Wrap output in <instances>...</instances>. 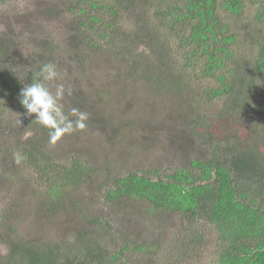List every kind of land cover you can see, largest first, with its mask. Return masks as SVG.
Here are the masks:
<instances>
[{"label":"trees","instance_id":"1","mask_svg":"<svg viewBox=\"0 0 264 264\" xmlns=\"http://www.w3.org/2000/svg\"><path fill=\"white\" fill-rule=\"evenodd\" d=\"M9 1L0 0V4ZM250 1L259 5L253 18L264 27V0H70L71 11L89 6L111 17H90L89 21L102 22L100 34L78 32L73 41L82 43L89 53L97 39H108L113 58L122 56L117 54L120 17L139 8L150 11L151 16L137 19L134 36L123 45L125 52L142 39L155 59H146L139 70L141 77L159 92L171 88L180 105L177 115L186 116L183 130L176 129L174 139L178 133H188L185 138L192 148L197 140L208 155L192 157L188 168L170 173L144 168L120 174L118 166L104 158L99 170L82 159L56 162L41 154L37 142L27 140L19 161L33 171L38 183L34 197L38 199L31 201L37 209L33 212L30 206L27 213L40 227L35 226L25 238L19 233L23 221L18 216L0 215V232L5 233L8 248L0 264H142L147 260L153 264H264V35L257 36L244 17ZM237 21H241L239 28L231 24ZM242 35L249 46L240 55ZM40 68L19 77L12 67L0 63V107L29 116L20 103V92ZM139 71L134 68L132 77ZM117 75L126 77L123 72ZM125 82L119 80V85L124 83L118 86L121 90ZM203 82L210 86L197 90ZM195 90L201 92L195 95ZM215 103L220 107L217 113L204 112ZM31 116L37 139L46 143L49 129L34 121L35 114ZM93 176L104 177L99 187L95 181L90 183L89 196L97 199V212L89 199L73 197ZM126 203L131 206L126 208ZM108 208H116L113 215ZM61 214L77 228L53 238L48 227ZM113 218L117 227L111 225ZM168 219L181 225L174 244L158 232ZM120 224L138 227V232L123 234ZM209 243L213 248L208 254ZM133 254L136 262L128 259Z\"/></svg>","mask_w":264,"mask_h":264},{"label":"rangeland","instance_id":"2","mask_svg":"<svg viewBox=\"0 0 264 264\" xmlns=\"http://www.w3.org/2000/svg\"><path fill=\"white\" fill-rule=\"evenodd\" d=\"M69 2L70 0H12L0 4L1 65L12 67L19 77H26L36 67L45 63L55 64L59 77L56 81L46 83L53 91L55 85L61 83L66 89L69 86L72 88V95L66 93L61 101L65 112L79 108L89 114L85 130L66 134L55 144L49 141L42 143L37 139L38 133L30 125L32 116H21L15 109L1 104L0 215H11L13 218L18 216L20 221H23L18 225L19 233L25 238L36 226L32 223L27 208L31 206L34 212L37 206L33 202L38 199L34 198L38 183L33 171L26 169L20 162L17 163V159L22 157L23 148L27 147V140L37 142L41 154L56 162L70 163L74 159H82L84 164L99 170L101 163L104 165L105 160H110L118 166L120 174L144 168L170 173L183 167L188 168L192 157L208 155V151L200 146L197 140H194L195 146L192 148L185 138L189 136L188 133H178L174 139L176 129L183 130L186 116L177 115L180 105L171 88L166 87V90L159 92L141 77L139 70L146 59L150 58L152 62L155 59L150 57L142 39L137 47H133L129 53L125 52L124 47L127 45L124 43L130 36H134L137 19L147 18L145 15L151 16L150 11L147 14L139 8L120 17L118 27L121 31L118 33H121V49L117 54L122 56L113 58L110 55L113 46L108 39H97L95 47L91 48L89 53L86 46L73 41L78 32L84 35L100 34L102 22L89 21L90 17L102 15L107 20L111 17L100 13L99 9L92 10L89 6L71 11ZM258 7V4L248 2L244 17L252 25L253 31L258 32L257 36H262L264 27L257 25L253 18ZM221 17L224 22H228L226 18ZM84 23H88V26L85 27ZM231 24L236 28L241 27V21ZM244 36L242 35L241 42ZM3 43L5 45L1 46ZM247 46L248 42L244 41L243 48L239 50L240 55L244 54L243 49ZM134 68H137L139 73L133 78ZM120 72L126 76L124 79L118 77ZM119 80L126 81L122 90L118 86L124 83L119 85ZM203 83L197 90L210 86L208 82ZM197 90L194 91L195 95L201 92ZM218 104L207 107L204 112H208V115L217 113L220 108ZM192 114L195 116L198 113ZM103 179L102 176L89 178L91 182L87 181L88 185L84 184L78 195L73 197L83 202L89 199V205L92 204L93 210L97 212V199L93 198V195L89 196L90 183L95 181L96 187H99ZM128 205L131 206V203H126V208ZM107 211L113 215L116 208H108ZM72 214L70 212L71 216ZM122 218L126 219L123 216ZM169 219L165 229L158 232H163L165 239L174 244V241L178 240L181 225H177L180 221ZM52 221L54 224L49 225L48 229L53 238L62 237L77 228V225H73L71 219L63 214ZM0 224L2 225L3 221L0 220ZM111 225L117 227L116 219H112ZM137 228L133 229L125 224L118 226L123 234L138 232ZM4 234L0 232V258L6 257L8 253ZM212 248L213 244L209 243L205 251L209 254ZM162 256L163 253L160 257ZM128 259L136 262L137 255L133 254ZM142 264L153 262L147 260Z\"/></svg>","mask_w":264,"mask_h":264},{"label":"clouds","instance_id":"3","mask_svg":"<svg viewBox=\"0 0 264 264\" xmlns=\"http://www.w3.org/2000/svg\"><path fill=\"white\" fill-rule=\"evenodd\" d=\"M59 77L56 65L45 63L33 74L31 83L26 84L20 92V103L29 116L35 114V120L49 129V143L55 144L62 136L74 131H83L87 127L89 114L79 108L65 112L61 101L65 94L71 96L72 88L56 84L53 91L46 82L56 81ZM17 159V163H19Z\"/></svg>","mask_w":264,"mask_h":264}]
</instances>
